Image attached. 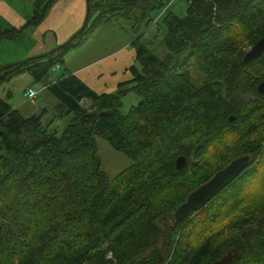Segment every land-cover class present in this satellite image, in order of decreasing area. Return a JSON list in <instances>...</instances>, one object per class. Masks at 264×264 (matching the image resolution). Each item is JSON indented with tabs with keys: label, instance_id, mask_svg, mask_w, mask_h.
I'll return each mask as SVG.
<instances>
[{
	"label": "trees",
	"instance_id": "trees-1",
	"mask_svg": "<svg viewBox=\"0 0 264 264\" xmlns=\"http://www.w3.org/2000/svg\"><path fill=\"white\" fill-rule=\"evenodd\" d=\"M55 1L36 0L26 25L42 23ZM87 1V24L67 41L0 68V264H212L232 248L231 264H264V228L255 226L264 213V53L244 62L264 36V0H184V15L172 0ZM122 21L135 63L117 93H98L67 69L45 84L56 117L72 115L61 134L42 113L14 108L10 89L2 97L6 82L52 76L99 25ZM154 24L165 31L163 57L149 48ZM21 31L0 25V42ZM129 92L140 101L123 113ZM96 136L133 163L110 177ZM243 155L251 160L237 179L175 222L192 191Z\"/></svg>",
	"mask_w": 264,
	"mask_h": 264
},
{
	"label": "crops",
	"instance_id": "crops-1",
	"mask_svg": "<svg viewBox=\"0 0 264 264\" xmlns=\"http://www.w3.org/2000/svg\"><path fill=\"white\" fill-rule=\"evenodd\" d=\"M35 1L0 0V25L22 29L16 40L0 42V68L54 49L67 41L85 24L87 0H57L42 23L28 26L26 24L35 11ZM132 40V35L119 23L101 24L84 44L66 55L64 63L54 70L52 78H55L63 69H67L79 76L96 92L113 93L112 91L119 87L120 83L131 78L129 67L135 63V53L131 48ZM19 45L21 48H16ZM115 73L122 76L116 78ZM105 78L111 80L110 87L103 85L102 80ZM44 88L46 89L45 86ZM46 95L50 99V106L55 108L57 99L50 92ZM83 103L86 106L91 104L89 100H83ZM14 108L25 116L37 114L38 111L44 117L49 114L48 109L43 105L32 107L27 113L20 107ZM65 118L66 123L69 124L72 115H67ZM56 119V113L51 115L48 122L51 123L50 127L54 126L53 121Z\"/></svg>",
	"mask_w": 264,
	"mask_h": 264
},
{
	"label": "rangeland",
	"instance_id": "rangeland-1",
	"mask_svg": "<svg viewBox=\"0 0 264 264\" xmlns=\"http://www.w3.org/2000/svg\"><path fill=\"white\" fill-rule=\"evenodd\" d=\"M171 7L179 15H184L186 13L187 3L184 0H172ZM119 24L122 25L125 28V30H127L132 35V39H133L134 35L128 28L130 24L127 21H122ZM164 35H165V31L162 30L161 28H158L157 24H154L149 30H147V38L150 41L149 48L160 57H163L166 53V48L162 43ZM3 42H8V41L5 40ZM16 48H21V45H19ZM5 50L7 51L8 49ZM137 65L140 67V64L138 62ZM188 71L190 72L193 83L197 86L202 85L203 77L199 73L197 67L191 64L188 66ZM114 75H116V78H118V76H122V74L119 73H115ZM52 76L50 75L40 82H34L31 76L27 73L18 75L14 77L12 80L6 82L2 86V97L5 98L8 90L10 89L12 92V96L9 99V102L14 107H20L26 113L32 107L36 108L38 105L45 106L48 109L49 114L48 116H45L43 118L42 122L44 126H49L51 124L48 123L49 118L51 117V115H54L56 111L54 106H50V101H49L50 99H48L46 95V93L49 92L44 88V86L47 83V81L52 79ZM100 78H102V76H100ZM120 81H122V79H120ZM102 82L103 85L106 84L107 87H110L109 86L111 84L110 79L105 78L104 80H102ZM30 86H33V88L38 90L39 93L36 100L33 102H31V100L28 99L26 95V92ZM121 87L122 85L117 87L112 92L117 93L121 89ZM139 101H140V97L135 92H129L123 98V104L120 107V110L123 113H127L131 108V106L137 105ZM37 114H40V111H38ZM67 124L68 123H66L65 117L64 118L58 117L55 121H53L54 126L52 127L58 129V134H61L63 130L67 127L66 126ZM96 140L98 144V154L101 162L100 167L110 177L116 176L118 173H120L121 171H123L133 163V160L128 155H126L122 151L117 150L105 138L101 136H96Z\"/></svg>",
	"mask_w": 264,
	"mask_h": 264
},
{
	"label": "water",
	"instance_id": "water-1",
	"mask_svg": "<svg viewBox=\"0 0 264 264\" xmlns=\"http://www.w3.org/2000/svg\"><path fill=\"white\" fill-rule=\"evenodd\" d=\"M87 24V18L85 24ZM264 53V36L260 38L253 47L244 56V62L248 63ZM257 90L260 94H264V79L259 83ZM108 111H101L100 115L107 113ZM230 121L235 120V116L229 117ZM251 157L249 155H243L233 159L224 168L217 171L214 176L204 184L200 185L197 189L192 191L187 199L177 208L174 217L175 222L185 219L192 212L198 211L203 208L215 195L221 192L225 187L230 185L235 179H237L242 172L249 166ZM187 163L185 156H179L176 160V166L178 169H182ZM255 226L257 228H264V213L256 220ZM239 255L238 248H232L222 258L216 260L212 264H231L234 259Z\"/></svg>",
	"mask_w": 264,
	"mask_h": 264
},
{
	"label": "built area",
	"instance_id": "built-area-1",
	"mask_svg": "<svg viewBox=\"0 0 264 264\" xmlns=\"http://www.w3.org/2000/svg\"><path fill=\"white\" fill-rule=\"evenodd\" d=\"M59 67V65L56 66V69ZM26 95L28 99L31 101L35 100L37 98L38 92L34 88H28Z\"/></svg>",
	"mask_w": 264,
	"mask_h": 264
}]
</instances>
